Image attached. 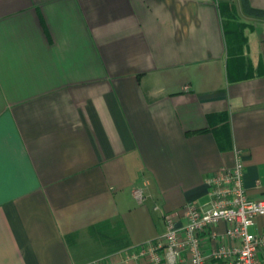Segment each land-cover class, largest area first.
Instances as JSON below:
<instances>
[{
    "label": "crops",
    "instance_id": "obj_1",
    "mask_svg": "<svg viewBox=\"0 0 264 264\" xmlns=\"http://www.w3.org/2000/svg\"><path fill=\"white\" fill-rule=\"evenodd\" d=\"M238 152L264 198V0H0V264H148Z\"/></svg>",
    "mask_w": 264,
    "mask_h": 264
},
{
    "label": "built area",
    "instance_id": "obj_2",
    "mask_svg": "<svg viewBox=\"0 0 264 264\" xmlns=\"http://www.w3.org/2000/svg\"><path fill=\"white\" fill-rule=\"evenodd\" d=\"M210 203L203 208L197 203L185 205L182 226L177 227L175 214L164 215L163 236L142 243L135 256L148 259V264H264L259 252L264 249V235L250 231L255 218L264 215V198L253 199L247 193L245 165L238 152L235 163L223 166L207 180ZM134 194L142 199L143 191ZM222 220L228 222L227 241L219 247H205L215 238L213 228ZM93 264H113L96 260Z\"/></svg>",
    "mask_w": 264,
    "mask_h": 264
},
{
    "label": "rangeland",
    "instance_id": "obj_3",
    "mask_svg": "<svg viewBox=\"0 0 264 264\" xmlns=\"http://www.w3.org/2000/svg\"><path fill=\"white\" fill-rule=\"evenodd\" d=\"M229 9H228V11H229V13L232 15V8L230 7V5H229V7H228ZM233 16V15H232ZM235 25H237V26H235V29H236V31H238V30H240L239 28H238V24H236L235 23ZM241 31H239V33H240ZM237 39H239V37L237 36ZM235 59H233L232 60V62H233V66H234V69L235 68H237L239 65H241V64H239V62L241 61V57H239V52H236L235 53Z\"/></svg>",
    "mask_w": 264,
    "mask_h": 264
}]
</instances>
